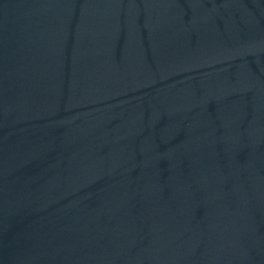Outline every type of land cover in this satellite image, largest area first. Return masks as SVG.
Here are the masks:
<instances>
[{
  "label": "water",
  "instance_id": "1",
  "mask_svg": "<svg viewBox=\"0 0 264 264\" xmlns=\"http://www.w3.org/2000/svg\"><path fill=\"white\" fill-rule=\"evenodd\" d=\"M0 264H264V0H0Z\"/></svg>",
  "mask_w": 264,
  "mask_h": 264
}]
</instances>
